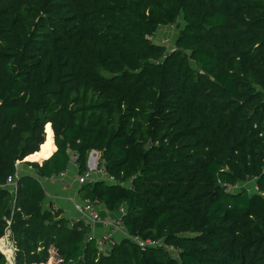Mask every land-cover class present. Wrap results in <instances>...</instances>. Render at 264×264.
Masks as SVG:
<instances>
[{
    "label": "trees",
    "instance_id": "1",
    "mask_svg": "<svg viewBox=\"0 0 264 264\" xmlns=\"http://www.w3.org/2000/svg\"><path fill=\"white\" fill-rule=\"evenodd\" d=\"M94 150L116 183L82 197L158 245L103 252L46 207ZM6 239L15 264H264V0H0V264Z\"/></svg>",
    "mask_w": 264,
    "mask_h": 264
},
{
    "label": "crops",
    "instance_id": "2",
    "mask_svg": "<svg viewBox=\"0 0 264 264\" xmlns=\"http://www.w3.org/2000/svg\"><path fill=\"white\" fill-rule=\"evenodd\" d=\"M53 138H54V134H53ZM54 145L56 146L55 142H54ZM91 154H92V157L89 160L88 168H93L94 167L93 165L97 163L98 159L101 156L100 151L94 150L91 152ZM95 154H98L99 157L96 158ZM47 158H44L42 161H37V162L42 163ZM26 160L34 161L28 158H26L25 161ZM25 161L19 162L17 164L18 174L20 175L24 173L35 174V171L33 170V168L29 166L27 163H25ZM78 174L79 172H78L77 164L75 160H72L69 165V168L67 169V171H65L64 180L66 182V188L64 187L63 178L59 177V175L51 177V178L41 179L43 186L45 188V191H46V196H47V200L45 201L46 207H50L51 205H54L57 208H61L63 210V215L72 221L81 220V215L75 209L73 203H71L68 199V197L70 198V196L74 198H78L80 200H82L83 198L82 195L80 194L81 185L75 181V178L77 177ZM97 207L100 210V213L108 219L116 218L118 216V213H120L119 211L111 212L107 210V208L104 205H97ZM91 233L96 238H100L102 235L105 234V235H109L113 241H118L122 239V233L119 230H114L111 228V226H104L102 224L95 225V228L91 230ZM105 248H106V245L101 246V249L103 250V252L108 251Z\"/></svg>",
    "mask_w": 264,
    "mask_h": 264
},
{
    "label": "built area",
    "instance_id": "3",
    "mask_svg": "<svg viewBox=\"0 0 264 264\" xmlns=\"http://www.w3.org/2000/svg\"><path fill=\"white\" fill-rule=\"evenodd\" d=\"M93 166H94L93 168H90L84 173H79L77 177L75 178V181L81 186L89 182H94L98 180L107 181L109 183H116V178L113 175L108 173L105 166H99L97 163L94 164ZM59 177L63 178L64 187L66 188V182L64 180L65 172L60 173ZM7 184L14 186L15 181L10 177L8 178ZM238 187L239 186L234 185L231 187V189H236ZM71 200L73 202L75 209L81 215V219L84 220L91 229H94L95 225L97 224H102L104 226H111L112 229L119 230L124 237L129 238L131 241L137 243L140 247H143V248L148 247V246H156L160 243L157 240L143 239L139 235L130 234L127 231L122 221V215L125 213L124 208L120 209V216L113 218V219H108L100 213V210L98 209L97 204L90 197H83L82 200L71 197ZM92 237H95V236L91 234L89 238H92ZM97 239H98L99 245L101 246L106 245V248H105L106 250H110L115 243V241H113L109 235H105V234ZM5 242H7V245H8L6 249L14 250L13 243L10 240L6 239ZM7 259H8L9 264H15L14 263V253H13V257L11 260H9L8 256H7Z\"/></svg>",
    "mask_w": 264,
    "mask_h": 264
},
{
    "label": "rangeland",
    "instance_id": "4",
    "mask_svg": "<svg viewBox=\"0 0 264 264\" xmlns=\"http://www.w3.org/2000/svg\"><path fill=\"white\" fill-rule=\"evenodd\" d=\"M178 33H179L178 26L161 27L158 30V32L155 34V36H154L153 39L156 42L167 44V46L169 48H172V47L175 46V41L177 39ZM91 157H92V154L89 155V160L91 159ZM95 157L98 158L99 155L98 154H95ZM89 160H88V166H89ZM21 162H23V161H21ZM241 186H242V188H248L251 193L256 190V185H255V182H254L253 179L248 180V181H246L244 183H241ZM68 199H69V201L71 203H73L72 200H71V196H70V198L68 197ZM76 199H78V198H76ZM118 216H120V213H118ZM2 246H3V250L5 251V253L7 254V256L9 257V260H11L12 257H13L14 250H6V248L8 246L7 245V242H4V244Z\"/></svg>",
    "mask_w": 264,
    "mask_h": 264
},
{
    "label": "bare ground",
    "instance_id": "5",
    "mask_svg": "<svg viewBox=\"0 0 264 264\" xmlns=\"http://www.w3.org/2000/svg\"><path fill=\"white\" fill-rule=\"evenodd\" d=\"M7 250H9V249H7Z\"/></svg>",
    "mask_w": 264,
    "mask_h": 264
}]
</instances>
